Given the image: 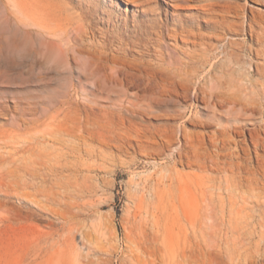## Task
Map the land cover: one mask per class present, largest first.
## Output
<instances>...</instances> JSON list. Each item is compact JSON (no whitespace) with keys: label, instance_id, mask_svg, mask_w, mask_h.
Masks as SVG:
<instances>
[{"label":"rangeland","instance_id":"374dc122","mask_svg":"<svg viewBox=\"0 0 264 264\" xmlns=\"http://www.w3.org/2000/svg\"><path fill=\"white\" fill-rule=\"evenodd\" d=\"M171 1L182 4L184 10L188 9L185 12L193 16L190 24L178 21V25L181 24L183 30H188L184 33L190 34H187V38L194 41V45L181 43L180 40L177 43L162 39L161 44L153 45L154 47L149 43L148 47H129L132 41L152 42L157 38L153 34L141 35L139 32L129 31L121 36L122 42L124 41L121 46L115 43L111 47L134 48L144 64H148L149 69L156 71V74L162 73V77H169L175 69L182 67L184 69L188 64L197 65L196 87L203 85L206 79V72L203 70H207L209 66L208 70L211 72L212 68L237 60L240 66L239 74L246 79L249 78L254 63L264 66V0H152L150 8L153 9L157 23H163L164 28L172 26L171 7L167 9L165 6V2ZM13 2L19 5L14 7ZM118 2L122 8L125 7L123 2L120 0ZM209 5L214 14L211 12L208 15V9L211 8ZM130 6L133 8L132 5H129V8ZM78 7L75 0H0V165L14 146L32 140L36 141V158L38 150L51 151L53 146L59 147L60 143H70L71 139L55 134L57 127L63 124L60 118L65 107L62 104L64 100L69 99L73 105L91 104L93 112L95 111L93 114L98 116H111L105 110L115 111V105L119 104V100H123L125 107L137 110L140 119H134L133 125L130 126L126 123L123 126L108 128L104 135L106 138L87 140L88 153L81 154V161L85 164L84 170L77 177L79 179L81 176L79 180L84 178L90 190L76 195L75 199L79 206L74 209V221L72 219L69 226L64 225L58 208L47 203L42 197H36V200L39 198L41 205L45 207L35 208L27 202L24 203L15 191L16 195L15 193L8 195L13 191L0 185V264H15L17 256L34 241L36 264H144L138 262L134 256L141 255V260L147 258L142 252L153 244L150 240L154 237L156 227L159 228L156 245L169 255L181 254L185 247L182 241H173L175 234L168 238L165 244L161 242L160 231L165 220L160 216L153 217L150 211L153 185L151 177L156 179L159 174H167L172 163L164 159L163 155L159 156L156 159L157 163L166 166L167 169L156 173L157 171H153L151 164L148 163L149 158L155 156L150 155V150H138L136 144L143 142V145H146L145 143L149 145V139L160 142L157 133L165 129L164 127L169 129L178 127L194 135L205 132L192 122L196 117L201 120L206 118L203 104L200 101L196 103L193 101L192 90L195 81L192 80V83L188 84L190 88L186 97L153 101L148 108L144 106L145 103L141 105L139 99L131 96V92L124 101V97L119 98L109 90L95 92L86 90V99L89 100L86 102L78 83V75L83 71L86 55H77L70 47H84L83 49L87 51L98 46L100 37L95 29H92L95 14L85 17ZM163 9L168 10L166 14ZM138 14L141 16V13ZM205 16L212 20L213 25L211 24L210 28L205 27L202 21ZM135 20L137 21L133 22V18L128 15L126 26L129 30L133 29L130 26L132 24H143L141 18ZM223 21L225 23L221 25ZM248 23L252 29L248 28ZM232 33L238 35L239 39L236 40L238 45L221 43L225 34L230 36ZM111 40L114 42L117 39ZM66 48L69 50L59 55V49ZM206 49L210 56L206 60L202 59L205 63L204 66H200L196 61L201 59L200 55ZM256 50L259 52H255ZM127 56L129 59L138 57L134 51L127 52ZM159 73L158 76L162 75ZM250 79L256 83L264 82L257 74ZM83 83L86 88L92 89L89 82ZM137 86L138 95L142 96L145 81L139 79ZM128 102H132L133 106ZM180 113L185 115V119L181 120L178 117ZM115 129L120 131L116 132ZM209 129L213 130V126ZM101 138L104 140L101 141ZM183 141L184 139L178 136L175 143L182 144ZM46 142L48 144H45ZM24 156H28V153ZM2 167L1 165L0 178L4 172ZM175 170L187 175V188L184 194L192 207L196 206L199 200L196 185L201 172L196 168L180 166H176ZM48 209H51L52 213ZM23 211H26L25 214ZM16 215L20 218L18 219ZM52 222L54 228L58 229L53 234V239H50L54 247L47 252L39 253L37 245L42 244L44 235L50 231L48 223ZM70 226L72 230L68 232ZM174 231L177 232V229Z\"/></svg>","mask_w":264,"mask_h":264},{"label":"bare ground","instance_id":"6f19581e","mask_svg":"<svg viewBox=\"0 0 264 264\" xmlns=\"http://www.w3.org/2000/svg\"><path fill=\"white\" fill-rule=\"evenodd\" d=\"M75 1L83 16L95 14V28L91 27L100 37V42L96 46L98 48L92 46V49L86 51L84 47H70L77 55H86L83 71L78 75V83L86 102H89L86 99V90L93 92L109 90L117 94L119 98L124 97V101L131 92V96L139 99L142 102L141 105L145 103L144 106L148 108L153 101L186 97L190 88L188 84L193 80L195 81L192 90L193 101L195 103L200 101L203 104V110L206 111L205 120L198 117L192 120L196 127L205 130L202 134L194 135L178 127L174 129L164 127L165 129L157 133L160 142L151 141L149 137V145L147 143L143 145V142V144L141 142L136 144L138 150H150V155L155 156H149L148 163L151 164L153 171H157L156 173L167 169L166 166H160L157 163L156 159L159 156L163 155L164 159L172 163L167 174H159L156 179L151 177L153 185L151 186L150 211L153 217L160 216L165 220L160 231L161 242L165 244L166 240L175 234L173 241H182L185 247L181 254L169 255L163 248L156 245L159 233V228L156 227L154 237L150 238L153 244L142 252L147 258L141 260V255L136 254L134 258L144 264H159V262L162 264H264V82L256 83L250 79L257 74L264 80V66L254 63L248 79L240 76L237 60L212 68L211 72L208 70L210 66H207V70H203L206 72V79L199 87L195 86L198 78V69L195 68L197 65L189 66L186 63L188 67L184 69L178 67L179 69H175L169 77H162L163 74L159 72L162 75L158 76L156 71L149 69L148 64H144L139 53L129 47H148L147 43L154 47L153 45L161 44L162 39L177 43L180 40L181 43L194 45V41L187 38V34H190L184 33L187 29L183 30L181 24L178 25V21L183 24H190L192 21L191 13L185 12L188 9L184 10L182 4L176 1L165 2L167 9L171 7L172 10L170 13L172 26L164 28L163 23H157L153 9L150 8L152 0H120L125 4L123 8L118 0ZM17 5H19L17 2L12 3L14 7ZM129 5L133 8L131 6L129 8ZM167 9H163L165 14ZM211 12L212 7L208 9V15ZM138 13H141V16ZM128 15L133 18V22L141 18L143 24H135L136 26L132 24L130 26L133 29L129 30L126 26ZM202 21L205 27H211V18H202ZM224 23L225 21L221 25ZM247 26L252 29L249 23ZM129 31L139 32L141 35L153 34L157 38L152 42L151 40L138 43L132 41L129 47L113 49L111 46L115 43L118 46L122 45L124 41L122 42L121 36ZM237 36L233 33L230 36L225 34L221 43L227 42L230 46L238 45L236 40L239 37ZM113 38L117 40L113 42L111 40ZM68 50V48L59 49V55L65 54ZM129 51L136 52L138 57L129 59L130 57L127 56ZM208 53L206 49L200 55L201 59L196 61L200 66H204L205 62L202 59L206 60L210 56ZM139 79L145 81L142 96H139L137 91ZM83 81L89 82L92 89L86 88ZM68 100L62 102L65 106L60 118L63 124L57 127L55 134L71 139L70 143H60L59 147L53 146L51 151L38 150L37 158L36 141L14 146L12 152H7L8 156L1 164L4 172L0 178V185L13 191L8 195L16 192L24 203L27 202L35 208L45 207L41 205L39 198L36 200V197H42L47 203L58 208L64 225L69 226L74 217V209L79 206L75 199L76 195L90 190L86 180L84 178L79 180L81 176L79 179L77 177L84 170L85 164L81 161V154L88 153L87 140L105 137V132L110 127L123 126L126 123L129 126L133 125V120L139 118V113L137 110L125 107L123 100H119V104L115 105V111L104 109L111 116L103 115L105 112L100 113L103 116H98L93 114L95 111L93 112L91 104H89L91 107L87 104L80 106L74 103L73 105ZM190 103L192 104L191 101ZM128 104L133 106L132 102ZM178 117L181 120L185 119L182 113L178 114ZM212 126L213 130H210ZM117 130L120 131V129ZM178 136L184 139L182 144L175 143ZM102 140L104 139L101 138ZM26 153L28 156H24ZM176 166L196 168L201 172L196 185L199 200L194 207L184 194L187 188V175L175 170ZM18 216L21 217V215ZM47 227L50 231L44 235L42 244L37 245L39 253L47 252L54 247L50 239H53V234L58 229L54 228L53 222L48 223ZM175 229L177 232L174 231ZM71 230L70 226L68 232ZM79 256L84 257L81 254ZM15 264H36V241L31 242L17 256Z\"/></svg>","mask_w":264,"mask_h":264}]
</instances>
